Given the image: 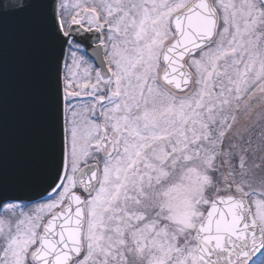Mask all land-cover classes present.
Returning <instances> with one entry per match:
<instances>
[{
    "label": "snow or ice",
    "instance_id": "snow-or-ice-1",
    "mask_svg": "<svg viewBox=\"0 0 264 264\" xmlns=\"http://www.w3.org/2000/svg\"><path fill=\"white\" fill-rule=\"evenodd\" d=\"M0 264H264V0H0Z\"/></svg>",
    "mask_w": 264,
    "mask_h": 264
},
{
    "label": "water",
    "instance_id": "water-1",
    "mask_svg": "<svg viewBox=\"0 0 264 264\" xmlns=\"http://www.w3.org/2000/svg\"><path fill=\"white\" fill-rule=\"evenodd\" d=\"M4 105L8 143L14 151L26 131L29 96L27 57L12 22L9 23Z\"/></svg>",
    "mask_w": 264,
    "mask_h": 264
}]
</instances>
